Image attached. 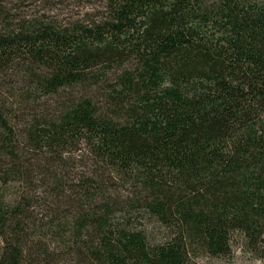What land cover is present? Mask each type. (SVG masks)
Returning a JSON list of instances; mask_svg holds the SVG:
<instances>
[{
    "label": "trees",
    "instance_id": "obj_1",
    "mask_svg": "<svg viewBox=\"0 0 264 264\" xmlns=\"http://www.w3.org/2000/svg\"><path fill=\"white\" fill-rule=\"evenodd\" d=\"M13 1L0 0V187L38 173L54 203L44 223L34 199L0 194V264H191L228 258L236 236L264 264V0H106L69 26L12 18ZM10 74L31 114L15 124ZM73 147L97 169L75 200L46 161ZM102 172L133 198L115 202Z\"/></svg>",
    "mask_w": 264,
    "mask_h": 264
},
{
    "label": "rangeland",
    "instance_id": "obj_2",
    "mask_svg": "<svg viewBox=\"0 0 264 264\" xmlns=\"http://www.w3.org/2000/svg\"><path fill=\"white\" fill-rule=\"evenodd\" d=\"M106 0H14L12 3L7 5L10 16L12 18H30V20L35 19H49L50 22L61 26H69L76 23L88 24L92 21L100 20L105 14ZM26 18V19H27ZM14 74L6 76L4 84L8 87H3L2 90V100L6 103L7 107L11 110L12 123L21 122L28 118L31 114L23 111V107L19 106V98L15 99L12 96L11 88L15 82L19 81ZM20 90V88H18ZM19 94V93H18ZM20 96V95H18ZM58 104H60L59 98L55 97L50 100H42L40 106L42 107L40 111H54ZM37 111L35 115L40 114ZM18 132V131H17ZM22 149L26 151L27 147L22 144ZM32 153H28L27 158L32 159ZM52 164L53 168L56 169L57 166L60 170L56 169L57 172V186L56 188H62L68 196L75 200V196L72 191L77 185L81 183V180L87 176L94 174L97 169L84 148L74 147L65 153L63 157L58 158L51 155L47 156V160ZM101 179L107 185V188H116L114 183L109 180L108 174L102 172ZM42 178L38 173H34L29 176L30 184L32 187L27 188L21 187L20 185H11L15 183V180L11 179L10 186L6 189L0 187V194H6L8 198L14 196V194L20 193L22 196H26L29 199H34L35 207L32 209L35 216L38 219H44L45 222H49L52 216V205L54 200L52 199L53 193H51L50 188H42ZM117 184V183H115ZM25 185V183H24ZM52 185V184H51ZM119 185V184H118ZM20 186V187H19ZM33 190V191H32ZM57 190V189H56ZM27 195H23L26 194ZM112 197L118 202H126L133 198L129 188L127 187H117L113 190ZM69 201H71L69 199ZM67 201H62L60 209L62 212H70V208ZM55 208V207H54ZM71 213V212H70ZM73 213V212H72ZM137 227L143 228L147 231L148 236L152 241L160 242L162 241L167 231L162 227L158 226L152 219L147 217L140 219L136 223ZM191 264H260L255 257L249 253L246 249V245L238 236L234 238L232 245V252L228 258H218L210 259L205 257L194 258Z\"/></svg>",
    "mask_w": 264,
    "mask_h": 264
}]
</instances>
